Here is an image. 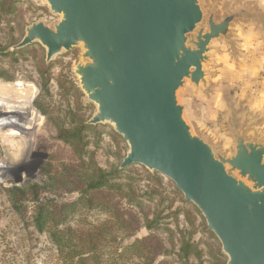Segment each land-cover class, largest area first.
Here are the masks:
<instances>
[{"label":"rangeland","instance_id":"obj_1","mask_svg":"<svg viewBox=\"0 0 264 264\" xmlns=\"http://www.w3.org/2000/svg\"><path fill=\"white\" fill-rule=\"evenodd\" d=\"M215 2L221 16L236 5L264 13V0H201L206 14ZM60 18L46 0H0V264H77L54 230L77 243L93 238L92 264H226L220 240L176 183L139 163L121 168L128 142L112 123H88L97 105L75 71L82 45L49 62L40 42L13 48L33 22ZM231 39L212 42L208 86L187 80L178 91L193 131L228 154L236 121L264 139V17L237 20ZM98 169L111 173L108 183L88 191ZM50 199L59 222L39 230V204Z\"/></svg>","mask_w":264,"mask_h":264},{"label":"water","instance_id":"obj_2","mask_svg":"<svg viewBox=\"0 0 264 264\" xmlns=\"http://www.w3.org/2000/svg\"><path fill=\"white\" fill-rule=\"evenodd\" d=\"M61 16L26 28L46 60L82 45L80 86L97 110L88 123H112L129 144L121 168L139 163L166 175L202 212L228 255L226 264H264V139L230 126L228 154L185 117L178 91L208 86L215 39L231 41L239 20L264 13L236 5L206 14L201 0H46Z\"/></svg>","mask_w":264,"mask_h":264},{"label":"trees","instance_id":"obj_3","mask_svg":"<svg viewBox=\"0 0 264 264\" xmlns=\"http://www.w3.org/2000/svg\"><path fill=\"white\" fill-rule=\"evenodd\" d=\"M111 173L105 172L103 169H98L96 175H93L89 179L87 190L90 189H100L107 185L109 177L108 175ZM53 199H50L49 202H41L38 207V211L35 217V224L39 230H43L44 228L52 230V227H55L59 220L52 216V211L50 209V202ZM48 202V203H47ZM47 203V204H46ZM53 240L58 245L61 253L70 254L71 261L76 262L77 264H92L89 252L94 248L93 238L88 237L87 239H83L79 237V242L77 243V239L71 238L70 235L63 234L61 231H52ZM88 253V254H86ZM188 255V253H186ZM75 256L78 257L76 261H73ZM94 259V256H92ZM192 264V263H191Z\"/></svg>","mask_w":264,"mask_h":264},{"label":"bare ground","instance_id":"obj_4","mask_svg":"<svg viewBox=\"0 0 264 264\" xmlns=\"http://www.w3.org/2000/svg\"><path fill=\"white\" fill-rule=\"evenodd\" d=\"M15 85V84H14ZM16 86V85H15ZM1 87V86H0ZM9 87H10V85H9ZM17 88V87H16ZM17 90V89H16ZM15 90V91H16ZM1 91V90H0ZM12 92V91H11ZM17 92V91H16ZM5 94V93H4ZM16 94V93H15ZM7 95V94H6ZM1 98H2V96H1ZM5 99V98H4ZM5 111V110H4ZM7 112H8V110H7ZM10 112H13V111H10Z\"/></svg>","mask_w":264,"mask_h":264}]
</instances>
